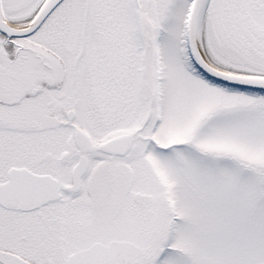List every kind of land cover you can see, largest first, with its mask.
I'll return each mask as SVG.
<instances>
[{
    "label": "snow or ice",
    "instance_id": "6c2138e0",
    "mask_svg": "<svg viewBox=\"0 0 264 264\" xmlns=\"http://www.w3.org/2000/svg\"><path fill=\"white\" fill-rule=\"evenodd\" d=\"M0 264H264V0H0Z\"/></svg>",
    "mask_w": 264,
    "mask_h": 264
}]
</instances>
